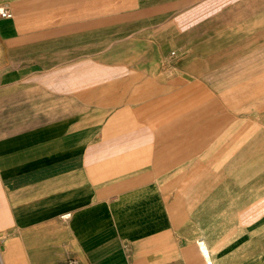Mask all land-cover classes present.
Here are the masks:
<instances>
[{"label": "crops", "instance_id": "0c3cea01", "mask_svg": "<svg viewBox=\"0 0 264 264\" xmlns=\"http://www.w3.org/2000/svg\"><path fill=\"white\" fill-rule=\"evenodd\" d=\"M1 6L0 264H264V0Z\"/></svg>", "mask_w": 264, "mask_h": 264}, {"label": "built area", "instance_id": "2783aa9c", "mask_svg": "<svg viewBox=\"0 0 264 264\" xmlns=\"http://www.w3.org/2000/svg\"><path fill=\"white\" fill-rule=\"evenodd\" d=\"M12 17V12L9 8L7 7H0V18H11ZM64 218H69L70 217V213H66L64 216ZM64 264H79L78 260L74 257L69 258ZM210 264V263H207Z\"/></svg>", "mask_w": 264, "mask_h": 264}]
</instances>
